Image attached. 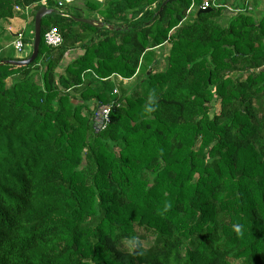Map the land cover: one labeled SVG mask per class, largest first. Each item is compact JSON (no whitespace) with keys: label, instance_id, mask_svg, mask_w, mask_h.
<instances>
[{"label":"trees","instance_id":"obj_1","mask_svg":"<svg viewBox=\"0 0 264 264\" xmlns=\"http://www.w3.org/2000/svg\"><path fill=\"white\" fill-rule=\"evenodd\" d=\"M43 1L36 59L0 65V264H264V17L223 25L216 0L193 17L207 0H0V21L33 32Z\"/></svg>","mask_w":264,"mask_h":264},{"label":"rangeland","instance_id":"obj_2","mask_svg":"<svg viewBox=\"0 0 264 264\" xmlns=\"http://www.w3.org/2000/svg\"><path fill=\"white\" fill-rule=\"evenodd\" d=\"M52 14L54 15V13ZM52 14H50L49 16H51ZM82 16L86 18H90L88 17L87 13L82 14ZM30 21H31L30 19L22 20L18 17L13 18V21L11 23L8 22V24L6 22L0 21V57L1 58H12L14 56H18L19 58H21V56H23V53L18 54L14 50V47H13V43L15 42V39H16L15 35L17 33L23 35V38H22L23 43L29 44L31 48V40L33 39L32 38L33 32H32V26H31ZM168 48L169 46L167 45L164 47L165 50H163V48L159 49L158 52H160L159 54L161 55V58L158 59L159 65L156 68L157 70H163L165 68L166 66L165 58L168 52ZM78 53H79L78 49L72 52H68L65 56L66 59L64 58V60L68 61L70 58H74L75 56H77ZM140 78H141V75L136 76L132 80H129V81L125 80V83L123 82V85L126 88L128 86L130 88L132 85L138 82V79ZM6 82H7V85H10L12 82V78L8 79ZM214 111L215 112L218 111V105L214 107ZM97 112H98V108H96V110L93 112L92 117H91L92 121L96 125L98 124V121H97L98 119L95 118V116L97 115Z\"/></svg>","mask_w":264,"mask_h":264},{"label":"built area","instance_id":"obj_3","mask_svg":"<svg viewBox=\"0 0 264 264\" xmlns=\"http://www.w3.org/2000/svg\"><path fill=\"white\" fill-rule=\"evenodd\" d=\"M75 0H57V6L58 8H63L65 5H69L74 3ZM43 7H45V1L41 3ZM194 6V3L191 4L190 8ZM209 8L208 2H204L203 5L200 7V9L205 10ZM15 11H20L18 8H15ZM25 13H30V8L26 7L25 8ZM16 39L15 42L13 43L14 50L20 54L24 51L25 49V44L23 43L22 40V34H16L15 35ZM43 40L46 46L52 47V48H58L62 45L63 40L60 32L57 30V28L53 27L49 29L43 36ZM258 71L264 70V63L257 69ZM118 82L123 81L120 77H118ZM113 94H118L117 88H115L112 92ZM119 107V104L116 100L111 101L108 105H103L98 107V112L97 115L95 116L96 119H98V124L96 125L94 123V127L96 130H102L106 128V126L110 123L109 115L110 112L113 108Z\"/></svg>","mask_w":264,"mask_h":264},{"label":"crops","instance_id":"obj_4","mask_svg":"<svg viewBox=\"0 0 264 264\" xmlns=\"http://www.w3.org/2000/svg\"><path fill=\"white\" fill-rule=\"evenodd\" d=\"M102 1V0H98ZM211 0H207L206 2H210ZM212 4V3H211ZM215 7H223L224 12L221 17V21L223 25H226L227 22L234 17L235 14L238 12L241 13H246L250 16H252L255 19H259L261 17H264V0H216L215 3H213ZM199 10L198 5H194L192 8L189 9L187 17H193ZM13 21L9 20V23ZM168 44L164 45L163 50L165 46ZM169 46V45H168ZM30 52V46L29 44L25 45V49L22 52L23 56H21L20 59L25 58ZM13 58H19L18 56H14ZM113 80L118 82V78L113 77ZM129 81V80H128ZM125 83V80L121 81Z\"/></svg>","mask_w":264,"mask_h":264},{"label":"water","instance_id":"obj_5","mask_svg":"<svg viewBox=\"0 0 264 264\" xmlns=\"http://www.w3.org/2000/svg\"><path fill=\"white\" fill-rule=\"evenodd\" d=\"M170 0H166L162 6H164L167 2ZM54 11L51 9H47L45 7L39 8L34 15L33 19V46H32V51L31 55L29 58L20 60V61H15V60H3L0 62V65H10V66H17V67H22L31 64L37 57L38 51H39V44H40V31H41V20L42 18L49 16L52 14ZM210 12V9H205L202 10L200 9L198 13H208ZM76 21L88 24L91 26H95L98 28L103 27L102 23L97 20H87V19H76ZM111 29V28H110Z\"/></svg>","mask_w":264,"mask_h":264},{"label":"clouds","instance_id":"obj_6","mask_svg":"<svg viewBox=\"0 0 264 264\" xmlns=\"http://www.w3.org/2000/svg\"><path fill=\"white\" fill-rule=\"evenodd\" d=\"M149 110H151V109H149Z\"/></svg>","mask_w":264,"mask_h":264}]
</instances>
